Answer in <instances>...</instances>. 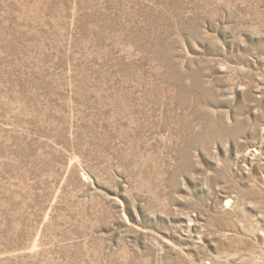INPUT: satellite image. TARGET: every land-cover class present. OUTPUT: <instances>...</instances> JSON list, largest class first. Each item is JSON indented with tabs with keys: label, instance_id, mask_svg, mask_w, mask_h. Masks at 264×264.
Listing matches in <instances>:
<instances>
[{
	"label": "rangeland",
	"instance_id": "rangeland-1",
	"mask_svg": "<svg viewBox=\"0 0 264 264\" xmlns=\"http://www.w3.org/2000/svg\"><path fill=\"white\" fill-rule=\"evenodd\" d=\"M0 264H264V0H0Z\"/></svg>",
	"mask_w": 264,
	"mask_h": 264
}]
</instances>
